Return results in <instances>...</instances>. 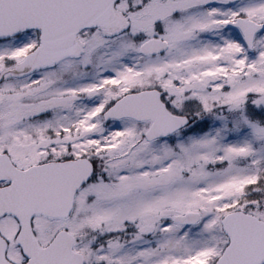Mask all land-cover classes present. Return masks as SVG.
Instances as JSON below:
<instances>
[{
    "label": "snow or ice",
    "instance_id": "1",
    "mask_svg": "<svg viewBox=\"0 0 264 264\" xmlns=\"http://www.w3.org/2000/svg\"><path fill=\"white\" fill-rule=\"evenodd\" d=\"M0 264H264V0H0Z\"/></svg>",
    "mask_w": 264,
    "mask_h": 264
}]
</instances>
